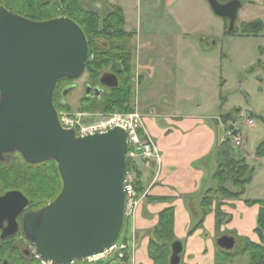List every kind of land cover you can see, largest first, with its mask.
I'll return each instance as SVG.
<instances>
[{
  "label": "water",
  "instance_id": "obj_1",
  "mask_svg": "<svg viewBox=\"0 0 264 264\" xmlns=\"http://www.w3.org/2000/svg\"><path fill=\"white\" fill-rule=\"evenodd\" d=\"M206 2L216 17L229 21L231 31L241 3ZM87 59V39L70 19L31 22L0 7V163L10 162L8 155L18 152L30 165L57 164L59 195L27 215L22 226L36 254L54 264L104 252L117 241L124 223L125 131L116 127L77 138L60 127L52 104L58 80L78 79ZM105 78L109 88L117 87L115 76L103 75L101 84ZM90 91L99 97V88L87 87ZM26 205L19 191L6 192L0 197V221L8 219L15 226ZM234 244L230 234L216 240L225 252ZM181 253L182 244L174 242L169 264H179Z\"/></svg>",
  "mask_w": 264,
  "mask_h": 264
},
{
  "label": "rangeland",
  "instance_id": "obj_2",
  "mask_svg": "<svg viewBox=\"0 0 264 264\" xmlns=\"http://www.w3.org/2000/svg\"><path fill=\"white\" fill-rule=\"evenodd\" d=\"M168 1L169 3L166 0H91L83 7L95 11L99 16L105 15L114 6L123 11L124 29L130 32L126 44L131 54L132 105L134 109L135 105L138 107V112L143 111L139 107L143 102L159 104L161 100L164 104L175 101L170 106L176 110L205 117L220 118L235 109L239 110L234 119L226 122L221 120L222 125H218V139L220 143L228 140L234 149V156L239 154L253 170L251 182L247 185L242 200L261 201L264 199V154L257 157L256 148L264 142V2L238 0L241 6L234 22L235 30L227 34L226 22L216 17L208 5L210 17L198 10L196 0L181 1L175 11L182 22L179 24L168 13L170 8H165L166 3L168 7L176 0ZM217 1L222 3L225 0ZM192 16H198V20L191 21ZM251 22L261 23L262 30L256 35H243L241 27L244 23ZM196 28L203 30L204 35H201L202 31L198 34L190 33ZM202 36H206L203 41ZM72 81L74 82L70 90L60 96L58 101L68 105L70 110L56 111L57 114L82 113L86 115L83 120L92 123L95 120L94 115L122 113L80 111L83 88L90 81L89 75L84 71L80 78ZM103 89L107 91L105 87ZM247 120L253 121L252 127L246 125ZM234 122L243 138L240 147H235L233 139L226 135L229 123ZM14 158L16 154L12 153L10 161ZM139 161L130 164L129 173L134 183V164L144 166ZM197 217L192 216L194 219ZM228 222L222 224L214 242L231 232V223ZM173 241L178 240L174 237ZM119 243H127L128 262L118 259L117 253H113L96 264H132L130 256L133 246L139 247L136 239L134 241L132 218L125 219L117 240V244ZM180 243L183 247L187 245L185 239ZM172 244L169 242L168 264ZM241 247L242 243L235 238V244L229 252L236 256L227 264L249 263L248 255L239 254ZM184 255V252L180 255L181 264Z\"/></svg>",
  "mask_w": 264,
  "mask_h": 264
},
{
  "label": "trees",
  "instance_id": "obj_3",
  "mask_svg": "<svg viewBox=\"0 0 264 264\" xmlns=\"http://www.w3.org/2000/svg\"><path fill=\"white\" fill-rule=\"evenodd\" d=\"M91 0H0V5L9 12L31 22H46L59 17H66L77 24L83 31L88 43V59L84 71L89 75L91 83H96L104 73H110L118 81L116 88L105 91L99 99H83L80 103V111H99L102 113H131L132 105V65L131 54L127 47L129 34L123 29L124 16L118 7H111L105 15L99 16L95 11L86 10L83 5ZM242 34L256 35L263 28L261 23L244 24ZM235 30V29H234ZM233 30V31H234ZM232 31V32H233ZM231 32V33H232ZM121 42V44H117ZM108 69L109 71H105ZM60 79L54 89L52 104L57 112L70 110L68 105L60 101L64 82ZM239 113L235 109L229 114L221 116L223 122L234 119ZM16 158L8 163H0V195L9 191H19L27 197L31 204H46L53 202L62 189L57 164L47 161L41 164L30 165L24 162L18 152ZM264 154V142L256 148V156ZM217 169L212 175L214 187L206 190L199 205L197 224L190 230L191 235L198 229L203 218L212 211L215 206V225L219 229L224 222L229 221V216L221 211L224 201L240 199L247 185L252 179L253 170L246 164L241 156H234V149L228 140L223 141L216 151ZM127 160L126 170L129 172L130 164ZM133 166V165H132ZM135 183L134 189L138 195L143 192L141 183V171L134 164ZM249 206L258 205L259 211L256 219L255 234L260 243H252L245 239H239L242 247L240 255H248V264H264V200L250 201ZM194 216V215H193ZM173 209L163 210L158 217L157 225L146 233L148 241V255L153 264H168L167 252L169 242L173 239ZM7 247L0 246V264L5 257ZM215 264H227L236 255L216 249ZM129 255L125 253L122 261L128 262ZM181 264V263H180Z\"/></svg>",
  "mask_w": 264,
  "mask_h": 264
},
{
  "label": "crops",
  "instance_id": "obj_4",
  "mask_svg": "<svg viewBox=\"0 0 264 264\" xmlns=\"http://www.w3.org/2000/svg\"><path fill=\"white\" fill-rule=\"evenodd\" d=\"M181 1L188 0H176L168 7L165 4L166 9L170 8L168 13L173 16V21L179 24L182 22L175 11ZM195 4L200 12L210 17V7L208 8L206 0H196ZM190 18L191 21L198 20V16ZM200 31L204 35L203 30L197 28L190 33L198 34ZM174 35L177 36V33ZM204 37L206 38L202 36V41ZM161 101L159 104L143 102L139 106L142 107L141 112H138L136 105L134 109L142 116L143 127L157 148L158 158L149 169L139 166L143 192L138 195L139 204L132 218L134 241L136 239L139 247L134 245L137 248L135 250L133 246L131 263L153 264L148 255L149 238L146 233L157 225L159 214L163 210L172 208L173 236L179 242L185 239L187 244L186 247L182 245V254L185 253L182 264H215L218 247L214 237L223 225L216 228L214 205L212 211L203 218L201 226L191 235L189 232L198 221V218L194 219L192 216L199 215L197 212L204 192L215 185L212 175L218 164L215 154L222 143L219 142L217 134L218 125L221 126L222 121L217 116L205 117L176 110L171 107L175 101H167L166 104ZM242 199L243 196L237 200L224 201L221 206V211L230 217L228 224L231 223V232L227 234L234 241L238 238L259 244L260 240L254 232L259 206H249Z\"/></svg>",
  "mask_w": 264,
  "mask_h": 264
},
{
  "label": "built area",
  "instance_id": "obj_5",
  "mask_svg": "<svg viewBox=\"0 0 264 264\" xmlns=\"http://www.w3.org/2000/svg\"><path fill=\"white\" fill-rule=\"evenodd\" d=\"M85 116L86 115L82 113L73 114L61 112L57 114L60 127L64 130H72L77 138L104 134L113 128H121L126 133L127 160H130L133 163L141 160L145 168L148 169L154 160L157 161V148L149 134L144 129L142 116L138 112L113 113L103 116L94 115L95 120L92 123L84 121L83 118ZM246 125L252 127L253 121L247 120ZM226 135L233 139V145L235 147L241 146L243 138L236 127V122L229 123ZM123 187L125 191L124 219L133 218L139 198L134 189V180H132L131 174L127 171L125 172ZM127 250V243L117 244L116 241L110 248L100 254L76 259L69 264H96L113 253H117V258L123 260ZM37 257L39 260L38 264H54L50 261L43 260L38 255Z\"/></svg>",
  "mask_w": 264,
  "mask_h": 264
},
{
  "label": "flooded vegetation",
  "instance_id": "obj_6",
  "mask_svg": "<svg viewBox=\"0 0 264 264\" xmlns=\"http://www.w3.org/2000/svg\"><path fill=\"white\" fill-rule=\"evenodd\" d=\"M230 1H232V0H225V1L222 2V4L228 3ZM0 7L5 8L2 5H0ZM224 21L226 22L225 24L227 25V30L225 32L227 34H231V32L234 30V25H233V29L230 31V29H229L230 28L229 21H227V20H224ZM128 49H129V47H128ZM103 75H112V74H110V73L102 74L96 83H91L90 81L87 82L85 84L84 88H83L84 89L83 90L84 96H83V98L81 100L87 99V98L88 99H99L101 97V95L105 92L104 89H103L104 87L106 88L105 90L112 89V88H109V84H110L109 83V79L105 78L104 79V83H102V84L100 83V79H101V77ZM112 76H114V75H112ZM63 81L64 82H62V83H64L63 84L64 88L62 90V95H63L64 89L65 88H70V86L72 85V82H74V81L69 80V79H66V80H63ZM57 83H56V85H57ZM56 85H55V87H56ZM87 87H90L91 89L99 88L100 89L99 97L98 98H94L93 96L95 94H94L93 91H90L89 93H87ZM8 156H11V154L8 155ZM4 194L5 193L1 194L0 197L3 196ZM25 198L27 200V205L17 215V217H15V219H14L15 226H13V224L11 223V220L2 219L0 221V246L2 245L4 247L8 248V250L5 253V257L3 259L2 264H38L39 263L38 257L35 254V246L25 236L22 226H23L24 218L27 215L29 216L30 214H34V213L39 212L40 210L45 208L51 202L47 203L44 206H40L37 203L31 204L29 199L27 197H25ZM9 232H12V233H9Z\"/></svg>",
  "mask_w": 264,
  "mask_h": 264
}]
</instances>
